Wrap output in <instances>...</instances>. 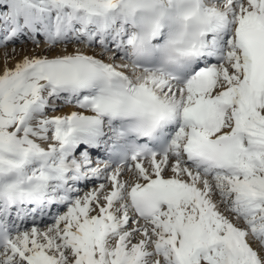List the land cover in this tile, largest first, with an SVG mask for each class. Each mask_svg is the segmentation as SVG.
Here are the masks:
<instances>
[{"label": "snow or ice", "instance_id": "1", "mask_svg": "<svg viewBox=\"0 0 264 264\" xmlns=\"http://www.w3.org/2000/svg\"><path fill=\"white\" fill-rule=\"evenodd\" d=\"M41 39L0 70V264H264V0H0Z\"/></svg>", "mask_w": 264, "mask_h": 264}, {"label": "rangeland", "instance_id": "2", "mask_svg": "<svg viewBox=\"0 0 264 264\" xmlns=\"http://www.w3.org/2000/svg\"><path fill=\"white\" fill-rule=\"evenodd\" d=\"M30 44H32L30 41H27V40H25L24 42H20V41H17L15 44H9L8 46H7V48H3V47H0V70H2L3 69V67H4V64H2V61H4L3 59H4V56H5V53H7V54H9L10 52L12 53L13 52V49H15L16 51H17V49L19 50V52L20 51H27L28 52V49H25L24 50V46H25V48H27L28 46H30ZM42 44H44L43 43V40L41 39V45L40 46H42L40 49L42 50V49H45L47 46L45 45H42ZM26 45H28V46H26ZM33 45V44H32ZM74 46L76 45V44H73ZM76 46H79V45H76ZM81 46H85V45H81ZM62 47V46H61ZM70 47H72V45H69L68 46V48H70ZM23 48V49H22ZM29 48V47H28ZM87 48V47H86ZM88 49V48H87ZM41 50H39L40 52H41ZM38 50H34L32 53H38L39 52ZM89 51H91L90 49H89ZM3 52V53H2ZM18 52V51H17ZM14 53H12L10 56H12V57H10L9 55V59L11 58V59H13V57H16V59H18V54H15V55H13ZM3 58V59H2ZM2 59V60H1ZM58 104H60V107L58 108V110H57V112L56 113H52L53 115H65L66 114V112H65V110H67L68 108H69V106H71L72 107V104H64V103H61V102H57ZM68 107V108H67ZM67 108V109H66ZM89 187H91V185L89 186ZM61 211L63 210V209H60ZM51 220H52V217H49L48 218V220H46L44 223H48V224H50L51 223ZM44 223H42V224H39V226H41V227H43L44 226ZM27 227H31V223H29V225L27 226ZM26 227V228H27Z\"/></svg>", "mask_w": 264, "mask_h": 264}, {"label": "bare ground", "instance_id": "3", "mask_svg": "<svg viewBox=\"0 0 264 264\" xmlns=\"http://www.w3.org/2000/svg\"><path fill=\"white\" fill-rule=\"evenodd\" d=\"M42 45H44V44H42ZM26 46H28V45H26ZM45 46V45H44ZM29 47V48H28ZM27 48H25V46H24V50L25 49H28V52L27 51H20L19 52V50L17 49V51L15 50V53L14 52H12V53H14L13 55H15V54H18V59H16V57H13V59H9L8 60V62H7V66L8 67H13L14 65H15V63L18 61V60H20L23 56H25V55H29V56H31V55H39L41 52L39 51V50H41L40 48L42 47V46H40L39 48H37V46L36 45H32V44H30V46H28ZM76 47H81L82 49H84L85 51H89V49H87L86 48V46H81V45H79V46H74V45H72V47H70V48H68V50L69 51H72L74 48H76ZM43 48V47H42ZM23 49V48H22ZM34 50H38L39 52L38 53H32ZM3 53V52H2ZM8 53V52H7ZM11 52L8 54L9 56L12 54ZM1 55V54H0ZM16 56V55H15ZM5 57V56H4ZM10 57H12V56H10ZM1 58V57H0ZM3 59V58H2ZM1 59V60H2ZM4 60V59H3ZM1 62V61H0ZM1 64V63H0ZM2 64H4V61H2ZM68 108V107H67ZM66 108V109H67ZM72 111H78V109H76L73 105H72V107L71 106H69V108L67 109V110H65V112H66V114L65 115H67V114H70ZM27 225V222L24 220V221H22V223H21V226L20 227H25Z\"/></svg>", "mask_w": 264, "mask_h": 264}]
</instances>
